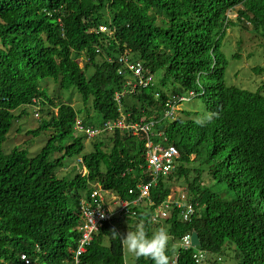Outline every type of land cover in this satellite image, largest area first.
<instances>
[{"label": "trees", "instance_id": "obj_1", "mask_svg": "<svg viewBox=\"0 0 264 264\" xmlns=\"http://www.w3.org/2000/svg\"><path fill=\"white\" fill-rule=\"evenodd\" d=\"M229 9L236 10V21L227 17ZM99 25L106 30L98 31ZM237 25L264 37V0H0V264H21L20 255L33 252L51 254L56 264H65L67 248L75 247L83 210L100 204L98 198L89 197L93 182L128 201L138 196L136 182L148 177L143 141L117 128L110 137L105 132L107 124L119 116L113 93L123 89L128 70L117 72L116 56L125 50L129 60L141 61L155 80L120 100L127 119L135 121L158 111L160 107L152 110L159 104L155 92L162 99L174 82L189 88L198 78L213 119L203 127L193 123L187 128L181 156L185 160L191 152L196 158L209 156L220 146L242 153L236 164L224 161L211 172L227 183L236 181L228 198L222 200L220 191L211 198L194 197L201 208L190 223L181 222L174 208L165 220L168 234L177 238L194 227L203 243H217V229L228 218L235 219L232 213L241 208L244 197L257 211L252 224L264 219V95L224 81L227 61L221 40L228 27ZM80 57L85 60L82 66ZM48 80L58 90L75 92L82 107L76 109L70 101L49 96L43 88ZM33 98L39 100L40 116L25 131V147L3 150L11 127L28 115L26 106ZM83 110L89 118L93 112L99 115L98 126L103 130L90 138L91 149L85 153L87 137L81 133L85 129L76 131L73 126L78 119L83 126L96 124L80 115ZM232 110H238L237 120ZM20 130L18 124L16 132ZM200 132L215 139L201 140ZM42 135L45 142L29 155L28 147ZM76 159L81 160L74 164L80 166L79 172L58 175ZM176 170L184 174L179 163ZM188 183L195 195L193 184ZM165 185L161 177L152 188L156 202L164 199ZM141 215L149 223V216ZM123 219V228L139 225ZM107 228L111 233L113 229ZM114 242L119 244L118 239ZM258 253L264 264V249ZM100 263L99 259L94 264Z\"/></svg>", "mask_w": 264, "mask_h": 264}, {"label": "clouds", "instance_id": "obj_2", "mask_svg": "<svg viewBox=\"0 0 264 264\" xmlns=\"http://www.w3.org/2000/svg\"><path fill=\"white\" fill-rule=\"evenodd\" d=\"M231 10L229 9L227 13ZM234 11L237 19L236 10ZM235 18L233 21H236ZM105 30L103 25H99L98 31L104 32ZM112 32L113 30L111 34ZM111 34L109 37L112 36ZM233 57L239 58L234 55ZM79 59L82 60L81 57L77 60ZM116 59L119 63L117 72L119 73L121 68H126L128 71L124 72L126 79L123 82V89L113 93V98L118 104V119L109 122L107 124L109 129L105 132L108 133L117 128L120 133L127 132L128 135L137 136L143 141L144 173L148 177L139 178L136 182L138 196L131 201L103 189L97 181L89 184V189H91L89 197L95 200L98 198L100 204L97 203L95 207L88 206L83 210L80 219L82 221L76 226L78 238L75 247L67 248L64 263L94 264L100 259V264H222L223 262L226 264H260L261 257L258 251L264 249V219L252 224L257 211L253 202L246 197L243 198L241 208L232 213L235 214V219L228 218L224 225L217 229V243H203L198 229L194 227L187 229L177 238L172 237L165 230L168 225L165 220L172 215L174 208L179 210L178 217L181 222L188 223L191 222L197 208H201L199 202L194 197H190L194 194L189 190L184 174L193 184L194 193L198 198L202 195L211 198L215 192L220 191L219 196H224L222 200L227 199L234 190L236 181L227 183L223 177H213L211 172L217 164L224 161H235L236 164L242 157V153L231 146H220L209 156L196 158L194 152L188 155L187 160L181 156L180 147H183L181 141L185 138L187 128L193 123L203 127L213 119L208 110L209 115L195 119L193 112L180 109L182 102L198 97L207 100L203 96L205 88L199 83L198 78L194 80V86L189 88H184L181 84L174 82L171 91L165 93L162 99H160V94L155 92L154 97L159 99V104L156 102L157 106L152 110L160 107L158 111L150 115H140L135 121L127 119L129 117L122 111L120 100L135 92L138 86H149L155 80L153 74L145 72L141 61L129 60L130 54L127 50L118 53ZM137 65L140 66L139 73L135 72ZM136 78L138 82H135ZM247 91L261 92L264 95V85L262 84L253 91ZM29 106L33 108L32 112L37 117L41 107L39 100L33 98ZM231 114L236 120L240 115L238 110H232ZM79 120H76L73 128L76 131L85 129L81 133H85L87 139L103 133L101 127L83 126ZM86 129L94 130V134L88 135ZM198 138L207 142L215 139H211L206 132H200ZM219 142L220 139L216 137L215 144ZM76 162L80 163L81 160L77 159ZM178 163L182 165L183 175H178L176 170ZM81 171L85 172L84 166H81ZM161 177L166 180L167 192L163 195V200L156 202L150 192L157 186L158 178ZM233 177L235 178V174ZM179 180H183L184 184L176 185ZM177 189H181L180 192ZM103 192L111 195L108 201L104 199ZM131 192L130 190L129 193ZM201 210L203 212V209ZM141 212L149 216V223L145 221ZM123 218L134 220L139 223L138 227L132 230L121 227ZM117 226L126 235L122 236ZM107 227L113 229L112 234L110 231H105V229L109 230ZM114 239H118L119 244H115ZM92 243H95L93 247H91ZM19 258L21 264H56L57 262L54 256L44 252L22 253Z\"/></svg>", "mask_w": 264, "mask_h": 264}, {"label": "rangeland", "instance_id": "obj_3", "mask_svg": "<svg viewBox=\"0 0 264 264\" xmlns=\"http://www.w3.org/2000/svg\"><path fill=\"white\" fill-rule=\"evenodd\" d=\"M227 17L231 20L235 18V11L231 10L227 13ZM235 21V20H234ZM221 51L225 56L227 61V67L225 70V82L227 85H236L247 90H254L264 84V37L260 35L259 32H254L251 28H243L240 25L230 26L226 31L221 40ZM234 54H237L239 58L233 57ZM85 60L82 58L78 60L79 65H83ZM260 67L261 71L255 72L253 68ZM249 87V88H248ZM44 88L49 96L61 97L62 100L70 101V104L78 109L82 107V102L75 92L68 90H58V87L48 80L44 84ZM28 110V115L25 117L22 116L17 122L11 127L7 139L3 142V150L6 148L11 149L13 145H20L25 147L26 139L25 131L29 127H34L36 125V119L39 118L34 116L33 108L31 106H26ZM180 109L183 111L193 112V117L195 119L202 118L205 115H208L207 108L205 107V102L202 97L194 98L188 102H182ZM17 109L15 112H18ZM91 122H94L96 126L100 123L101 118L99 115L93 112L91 116L86 115V111L83 110L80 114ZM18 124L21 127V132H16V127ZM112 136V131L106 133V137ZM44 135L37 139L33 146L28 147L29 155H34L36 152L37 146L45 142ZM90 139H85L84 149L82 153L87 152L90 148ZM107 143V140H106ZM6 152V151H5ZM77 160V159H76ZM76 160L71 161L70 165L66 168L59 170L58 175H69L72 176L74 173L79 172L80 166L74 165ZM184 184L183 180L176 182V185ZM180 192L181 189H177ZM104 199L108 201L111 198V195L108 192L102 193ZM118 232L123 236L126 235L123 230L117 226ZM222 264H226L223 262Z\"/></svg>", "mask_w": 264, "mask_h": 264}, {"label": "built area", "instance_id": "obj_4", "mask_svg": "<svg viewBox=\"0 0 264 264\" xmlns=\"http://www.w3.org/2000/svg\"><path fill=\"white\" fill-rule=\"evenodd\" d=\"M135 72L136 73L140 72V66L139 65H137V67H135ZM86 132L88 133V135H93L94 134V130H92V129H86Z\"/></svg>", "mask_w": 264, "mask_h": 264}, {"label": "bare ground", "instance_id": "obj_5", "mask_svg": "<svg viewBox=\"0 0 264 264\" xmlns=\"http://www.w3.org/2000/svg\"><path fill=\"white\" fill-rule=\"evenodd\" d=\"M186 182H188V181H186ZM189 184V183H188ZM190 197H196L197 198V196L196 195H191Z\"/></svg>", "mask_w": 264, "mask_h": 264}]
</instances>
